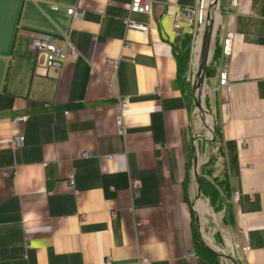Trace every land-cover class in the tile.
<instances>
[{
  "label": "crops",
  "instance_id": "crops-1",
  "mask_svg": "<svg viewBox=\"0 0 264 264\" xmlns=\"http://www.w3.org/2000/svg\"><path fill=\"white\" fill-rule=\"evenodd\" d=\"M199 1L153 0L149 14H131L128 0H0L10 5L0 29V264H211L196 251L192 187L209 114L232 189L228 239L216 242L232 253L200 240L219 264H264V0H219L207 65L218 44L222 57L203 97L191 73L209 23L204 34L174 26L178 8ZM74 6L83 18L68 14ZM130 16L148 32L129 29ZM28 30L69 37L78 58L47 68L28 51Z\"/></svg>",
  "mask_w": 264,
  "mask_h": 264
},
{
  "label": "built area",
  "instance_id": "built-area-1",
  "mask_svg": "<svg viewBox=\"0 0 264 264\" xmlns=\"http://www.w3.org/2000/svg\"><path fill=\"white\" fill-rule=\"evenodd\" d=\"M130 4L131 14H149L153 0H128ZM212 0H200L197 5L182 6L179 7L174 20V26L177 29H183L184 26L188 29L205 28L208 19V14L212 12ZM218 4V3H217ZM219 5V4H218ZM68 14L73 18H83L85 12L76 6L70 7L67 10ZM211 15V14H210ZM127 27L129 29H135L142 32H148V25H144L135 21L131 16L126 19ZM234 32H228L223 41V54L228 56L230 54V47L232 44V38ZM28 51L34 54H44L46 67L53 69L56 72H60L64 62L69 59H77L79 56L78 51L73 47L69 37L64 35H55L39 30H28L26 32ZM109 63L118 68V63L110 60ZM195 82L193 76L192 83ZM228 84V73L224 70L220 74V85L226 86ZM128 98L123 97L119 99L122 114L118 119V125L121 133H125L123 113L127 110ZM207 113V111H204ZM25 117H18L14 121H24ZM208 136L213 137L214 128L209 126ZM24 141V137L17 135L14 137V144L21 146ZM142 188V182L139 179H133L131 181V189L139 192ZM136 192V193H137ZM146 261H140L138 264H145Z\"/></svg>",
  "mask_w": 264,
  "mask_h": 264
},
{
  "label": "trees",
  "instance_id": "trees-1",
  "mask_svg": "<svg viewBox=\"0 0 264 264\" xmlns=\"http://www.w3.org/2000/svg\"><path fill=\"white\" fill-rule=\"evenodd\" d=\"M191 40V37H190ZM190 40L187 39V46L185 51L179 57L180 66L188 62L190 58ZM222 57L221 45L218 44L216 47L215 54L207 65L205 69L204 76L207 80H210L218 72V67L220 65V60ZM186 90L189 95L190 102L194 108H196V95L193 92V88L186 84ZM209 143V161L201 169V175H198V186L199 191L207 197L210 201V204L213 206L216 212L222 211L223 206H226V221L225 227H227L229 220L231 219L232 211V189L230 185V180L226 171V164L223 156V149L221 147V132L218 126L215 127V133L213 138L207 140ZM218 159L223 162L224 174L220 176L216 175L215 177V165L218 162ZM220 178V180H218ZM196 230V227L194 228ZM196 234V251L200 256L207 259L211 264H219V254L211 251L207 246L200 240Z\"/></svg>",
  "mask_w": 264,
  "mask_h": 264
},
{
  "label": "rangeland",
  "instance_id": "rangeland-1",
  "mask_svg": "<svg viewBox=\"0 0 264 264\" xmlns=\"http://www.w3.org/2000/svg\"><path fill=\"white\" fill-rule=\"evenodd\" d=\"M219 4V0H212L211 2V6H212V12H210L209 14H211V19L214 20V24L213 27L214 29H217V25L215 26L216 21L218 20V17L220 16L221 12H222V8ZM225 4V0H222V5L224 6ZM2 13L0 14V29L3 28V26L5 25V14L8 13L9 9H10V5L7 3H4L2 5V8H0ZM209 20L207 19L206 22V26L208 25ZM206 28V27H205ZM205 32V29L203 30V34ZM202 34V35H203ZM204 36V35H203ZM217 42V38L214 40V43ZM217 45V44H216ZM201 65V60L200 63H198V65L194 66L192 73H191V80L193 79V76L195 77V83L198 81V74H199V67ZM205 79V77H204ZM202 97L203 95V90L204 88H206V84L203 83L202 84ZM207 89V88H206ZM209 125L210 124L214 126V121H213V116H211L209 114ZM215 129V126H214ZM208 129H205V131L207 132ZM209 139H211V136H208ZM203 149V153L201 154V157L204 159L202 160V163L199 165L197 173L198 175H201V169L202 167L208 163L209 161V153L207 152L205 147H202ZM206 150V151H205ZM191 166H193V161L191 160L190 163ZM215 177L216 175L220 176V178L222 177V175L224 174V170H223V162L220 161L218 159V162L215 165ZM194 181L192 182V187L195 190V194H194V203L196 204V207L199 211V220L197 221L198 224L196 223V227H197V231L195 232L199 237L202 238V240L204 241V243L206 245H208L209 247L213 248L214 250H216L219 253H223L225 254H229L231 255L232 251H231V247L226 244V247L220 246L217 242L216 239H218L219 237H221V235H223V238L225 239V241H227L226 239H228L226 237V227L224 226L225 223H227L226 221V206L224 204L223 206V210L216 212L213 208V206L210 204V201L207 197H205L204 195H202L201 192H199V186H198V181L195 175V171H194ZM220 178H218V180H220ZM205 204V205H204ZM203 209V210H202ZM206 209V210H205ZM208 209V210H207ZM201 230V233H200ZM196 236V235H195ZM196 240V238H195ZM210 242V243H209Z\"/></svg>",
  "mask_w": 264,
  "mask_h": 264
},
{
  "label": "water",
  "instance_id": "water-1",
  "mask_svg": "<svg viewBox=\"0 0 264 264\" xmlns=\"http://www.w3.org/2000/svg\"><path fill=\"white\" fill-rule=\"evenodd\" d=\"M208 20H209V25L207 27V30L204 35V40H203V51H202V56H201V65H200V71L198 74V82L197 85L194 87V91L196 92L199 90L204 83V73L205 69L208 63L209 59V48H210V43H211V35H212V28H213V20L211 19V15L208 14ZM197 107L198 109L202 110V104L199 99H197ZM195 169H196V163H195ZM197 180L199 178L197 177Z\"/></svg>",
  "mask_w": 264,
  "mask_h": 264
},
{
  "label": "bare ground",
  "instance_id": "bare-ground-1",
  "mask_svg": "<svg viewBox=\"0 0 264 264\" xmlns=\"http://www.w3.org/2000/svg\"><path fill=\"white\" fill-rule=\"evenodd\" d=\"M210 121V120H209ZM211 125V124H210ZM205 205V204H204ZM203 210V209H202ZM206 210V209H205ZM208 210V209H207ZM210 243V242H209Z\"/></svg>",
  "mask_w": 264,
  "mask_h": 264
}]
</instances>
